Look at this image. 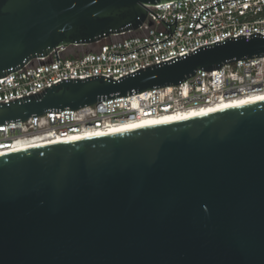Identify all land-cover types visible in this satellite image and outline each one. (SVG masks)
Here are the masks:
<instances>
[{
	"label": "water",
	"instance_id": "obj_1",
	"mask_svg": "<svg viewBox=\"0 0 264 264\" xmlns=\"http://www.w3.org/2000/svg\"><path fill=\"white\" fill-rule=\"evenodd\" d=\"M166 1L0 0V77L59 45L137 28ZM260 56L256 32L118 80L64 79L0 102V125ZM0 264H264V100L0 155Z\"/></svg>",
	"mask_w": 264,
	"mask_h": 264
},
{
	"label": "built area",
	"instance_id": "obj_2",
	"mask_svg": "<svg viewBox=\"0 0 264 264\" xmlns=\"http://www.w3.org/2000/svg\"><path fill=\"white\" fill-rule=\"evenodd\" d=\"M222 1L225 0H171L149 4L147 17L137 28L111 33L90 44L59 45L0 77V102L42 93L45 88L69 78L101 75L118 80L136 70L230 37L249 38L256 32L264 35V0ZM210 6L213 7L203 11ZM199 16L200 22L207 26L197 21ZM170 32H173L171 36ZM151 43L155 44L148 45ZM81 48L88 50L81 52ZM256 93H264V56L229 62L215 70L200 69L176 85L110 98L79 109L49 111L26 121H11L0 125V148L21 137L73 134L102 124L204 107Z\"/></svg>",
	"mask_w": 264,
	"mask_h": 264
},
{
	"label": "bare ground",
	"instance_id": "obj_3",
	"mask_svg": "<svg viewBox=\"0 0 264 264\" xmlns=\"http://www.w3.org/2000/svg\"><path fill=\"white\" fill-rule=\"evenodd\" d=\"M264 100V93H256L223 102L214 103L204 107H195L187 110L166 112L159 115L143 116L134 120H124L119 123H107L96 127H89L73 134H45L32 137H21L14 142L0 148V155L26 150L44 145L74 142L86 138L128 132L140 128L181 121L190 117L201 115L217 109H227L244 104Z\"/></svg>",
	"mask_w": 264,
	"mask_h": 264
},
{
	"label": "rangeland",
	"instance_id": "obj_4",
	"mask_svg": "<svg viewBox=\"0 0 264 264\" xmlns=\"http://www.w3.org/2000/svg\"><path fill=\"white\" fill-rule=\"evenodd\" d=\"M87 50H88L87 48H84V49L81 48V49H80L81 52H84V51H87Z\"/></svg>",
	"mask_w": 264,
	"mask_h": 264
}]
</instances>
